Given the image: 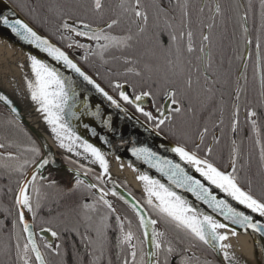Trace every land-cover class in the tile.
I'll return each instance as SVG.
<instances>
[{
	"label": "snow or ice",
	"instance_id": "obj_1",
	"mask_svg": "<svg viewBox=\"0 0 264 264\" xmlns=\"http://www.w3.org/2000/svg\"><path fill=\"white\" fill-rule=\"evenodd\" d=\"M119 11L111 10L112 15L105 20L103 17L106 14L104 0H66L65 3H58L50 5L47 12L51 14L57 21L55 25V32L60 34L61 40H68L70 37L64 35L65 32L74 35L75 37H83L87 41L95 42V49L90 44L79 43L73 40L68 44L71 48L75 45L76 48L84 49L88 55L103 53L112 48L121 50L131 49L136 43H139V38L144 36L149 31L150 20L152 21V28L159 29L161 22L164 24L165 30L169 35V52H171V45L176 44L175 61L169 59L168 64L173 69L183 70L182 57L186 51L188 54L196 51L193 43V31L191 29V13L189 11V4L187 0H175V6H172V0L168 4L164 0H153L152 4H148L145 0H119ZM211 23H201L200 31V56L197 60L201 63V71L204 75V91L213 92L214 86L220 82L219 75L217 79H211L208 74V69L213 65V57L210 52V46L213 43L211 35L212 30L217 27V17L221 18V23L224 24V34L221 39L225 38L227 33V26L235 18V23L238 31L233 33L232 39L238 41L236 59L240 62V70L237 74V88L233 97L234 111L232 113V131L235 134L238 128L239 115V99L241 91L244 90V85L240 81L247 83V69L249 61L253 62L254 77L258 80L260 86V95L264 97V0H259V12L254 9L252 0H248L247 6L242 0H234L233 3L227 6L222 5L216 0H213L208 5ZM179 10V24L180 30L177 34L176 21L177 16L173 13ZM199 11L204 12V6L200 7ZM92 15L102 20V25L97 24L93 26L85 17ZM258 15V22H257ZM47 23V20L45 21ZM122 23H127L129 27L123 35H113L112 30ZM0 24L7 26L12 33L17 35L21 40L34 45L41 52L46 53L53 60L62 63L66 68L71 69L79 77L83 79L88 85H91L96 93L100 94L110 106L126 113L121 105V101L125 104L133 105L135 111L142 114L145 120L151 125L146 128V131H152L156 135H160L164 127L172 124L177 117L182 116L185 111L191 113L193 109L189 106L185 109L182 100L178 99V90L172 86L174 81L168 76L164 77L163 84V98L169 101L167 105L156 103L160 91L153 92L151 90H141L136 93L135 86L132 85L133 93L130 95L123 89L125 84L110 82V87L118 92L119 99H115L109 95L107 91L99 83L96 82L90 75L86 74L81 67L77 65L70 58L69 54L61 50L49 39L39 35L32 27L24 23L20 19L10 20L8 17L0 16ZM136 31H132V27ZM163 32L160 33L162 35ZM152 38L159 42L157 34L153 32ZM186 38V48L181 49L178 40ZM86 60V57L84 58ZM29 68L31 71V78L25 77V83L28 93V98L37 106V111L43 114L44 122L49 126L54 139L58 142L59 148L64 149L68 153H74L76 156L87 154L93 158V163L98 162L102 172L96 177L97 180H102V177L108 172V163L105 159V154L95 147L92 143L81 138L70 127L67 122V117L79 119L77 112L72 109L77 107L78 93L74 87L73 81L69 77H65L55 67L38 59L36 56L29 55ZM134 61L125 58V64H134ZM24 67V65H20ZM144 70L151 72L150 65L145 64ZM126 71L134 72L136 76H141V71H136L132 67L126 68ZM171 87V90H169ZM186 87L192 88L191 76L186 80ZM182 95V93H179ZM151 97L153 100V107L155 114L152 111H146L139 102L145 98ZM0 101H2L13 118L7 121L10 128H19L16 123L17 108L12 101L3 94H0ZM83 115L96 117L101 121L105 128L111 130L112 121L101 117L100 108L97 105L95 111L89 110L87 98H84L81 109ZM257 117V112L249 108L247 110V119L251 125V129L256 133V143L260 145V165L264 169V143H262L261 130L258 128V121L253 119ZM223 121H221L222 123ZM84 128L96 135L95 129H90L87 123ZM22 130V129H21ZM208 129L205 127L200 134L199 143L195 144L194 150H188L186 145L177 144L174 147L167 149L175 153L181 161L190 165L195 173H198L201 179L190 175L180 163H174L170 159H166L157 155L150 147H135L131 149L132 155L137 160H141L153 167L161 173L168 181V185L161 183L158 179H153L147 174H140L137 179L143 182L144 192L146 198L144 204L150 211L144 210L140 203H132L131 209L138 218L139 228L142 229V236H137L131 230V222L128 221L127 230L125 221L127 217H122L117 213V209L113 204L106 199L109 192L98 188L97 184L90 183L84 185V181L80 178L79 172L74 176L73 182L70 186L62 187L55 179L45 177L42 169L50 164L47 155H41V148L37 146L34 140L30 141V147L25 151L31 153L30 159L20 160V157L12 152L0 154V167L11 168L15 173H18L20 179L17 182V189L13 198L12 210L5 209V219L0 220V230L5 226L7 216H12L11 220V238L15 240V251L18 261L22 264H53L51 260L46 259L47 256L60 257L59 264H70L67 259L69 255L72 256V264H103V259L108 248V229L110 228L109 216L115 214L116 227L118 235L116 237V247L120 251L116 253L117 259L120 258V252L126 251V255L122 260V264H160V255L163 251L165 253L163 264H169L168 257L176 252V248L171 241L165 239L166 232L158 231L157 226L164 224L174 229L177 233V240L179 243L188 241V247L184 248V253H188L191 249L196 247L197 242L209 246L213 250L222 253L223 259L228 261V264H238L236 257L230 253L231 245L226 243L229 239L228 234L222 233L220 230L228 229V225L214 219L212 215L201 212L188 202L183 196L178 194L174 188L183 189L191 193L197 201H202L213 212H218L225 220L232 224L240 225L243 228L251 229L254 232L264 234V223L259 220H254L251 215H246L242 211H238L231 206L226 200L218 199L213 193V188L218 189L226 197H230L239 205L249 209L252 213L258 214L259 217H264V198H257L251 191V180L248 182V190H245L240 183V176L238 168L239 151L235 146L236 141L233 140V148L231 149L228 164L225 170H222L209 157L213 153V146L209 144L204 150L203 156L199 154L201 145ZM28 135L26 132L24 133ZM105 141L103 136L99 137ZM214 142L219 141L218 137H213ZM107 142V141H105ZM4 143H0V149L5 148ZM83 150L82 152L80 150ZM39 157V159H36ZM8 162H15L11 165ZM32 170L27 171L29 166ZM131 166V165H130ZM243 167V166H242ZM230 169V170H227ZM87 175V171H85ZM46 181V183H44ZM81 185L88 189H96L100 195L98 203L102 204L107 209L106 214H100L96 203H81L77 205L81 212V220L83 221L84 231L80 230V223L69 224L67 220H61L60 230H57L59 225H53V218L48 219L41 217V224L47 225L40 228V234L50 235L53 243L45 238L43 244L44 252H41L37 245L35 236L37 233L33 231V223H30L26 213H30L32 221L34 222L40 212L44 210V202L48 200V192L46 189H53L60 197L56 201L59 206L63 197H70L74 195ZM11 192L12 190L9 189ZM112 196H117L118 193L113 190L110 193ZM128 204L129 201L123 196L119 197ZM65 207L72 209L71 203L66 204ZM49 214L52 212L48 208ZM153 214L155 218H153ZM58 216L65 214L58 213ZM19 229V233L17 232ZM231 236L237 233L234 229H228ZM64 233H68L67 244L65 243ZM182 234V237H181ZM75 237V238H73ZM76 239L81 242V247L76 246ZM23 240V244H21ZM135 241V242H134ZM149 245V248H145ZM69 248L72 249L70 254ZM81 248L83 251H81ZM3 254L11 257V247L5 244L3 247ZM34 257V260H33ZM130 257V259H129ZM109 264L111 261L109 260ZM181 264H200L199 258L193 255L188 260H182ZM207 264V262H205Z\"/></svg>",
	"mask_w": 264,
	"mask_h": 264
},
{
	"label": "flooded vegetation",
	"instance_id": "obj_2",
	"mask_svg": "<svg viewBox=\"0 0 264 264\" xmlns=\"http://www.w3.org/2000/svg\"><path fill=\"white\" fill-rule=\"evenodd\" d=\"M39 4L41 5L43 0H38ZM153 0H145L146 3L152 4ZM53 5L58 4V3H65L66 0H52ZM183 2V0H181ZM189 4V11L191 13V29L193 31V43H194V48L196 51H194L191 54H188L186 51L183 54L182 57V62H183V70L181 71L180 69H173L169 66L168 60L171 59L175 61L176 56H175V50H176V44L171 45V52H169V35L168 31L170 30H165L163 22L160 24V28H152V21L150 20V27L147 35L143 38L144 42L146 43L145 48H146V57L145 61L146 64L150 65L152 68L151 72L146 71V75L149 76L148 80L150 83H148L149 88H143L142 86L139 85H134L136 93L138 94L141 90H151L153 92H156L157 90L160 91V95L157 98L156 103L159 104H164L166 100L163 98V83H157V80L154 79V81L151 79V76H161V77H172L176 76L177 77V82L178 84L172 85L175 88H178L180 90H191V91H204V75L201 71V63L199 60H197V57L201 55L199 52V46H200V31H201V23H211V20L209 19L210 17V12L208 5L213 2V0H187ZM216 2L221 3L222 5L227 6L228 4H231L234 2V0H216ZM245 6H247L248 0H242ZM55 3V4H54ZM105 6L112 4L115 6L117 9L116 11H119L118 5H119V0H104ZM165 4L169 3V0H164ZM252 3L254 5L255 11L259 12V0H252ZM172 6H175V0H172ZM204 6V12L201 13L199 11L200 7ZM174 15L177 16V21H176V31L177 34L180 30V24H179V10L177 9L176 12L173 13ZM257 22H258V15H257ZM217 27H215L211 35L213 37V43L210 46V52L213 57V65L211 68L208 69V74L211 77V79H217V74L219 75V80L220 82L217 83L213 91H219L222 92L220 98L222 99V103L226 104V110L225 111H220L218 115L215 117V111L209 110L210 106L208 105H203V108L208 109V114H204V117L202 120H205V122H202L200 120V116L202 115L201 109H196L195 106H200L203 103H209L210 101H200L199 99L197 100H185L183 98V95L180 97H177L178 99L182 100V103L186 108L189 106L192 107L193 111L191 114L198 116L196 117V122L193 125V133L190 136L189 134L185 133V116L186 114L189 113L185 111V113L178 117L180 120L179 127L177 129V141H174L171 136L174 137L172 124L167 125L164 127L163 131L161 134L169 139L170 141L176 143V144H183L187 146L188 150H194L195 144L199 143L200 141V134L202 130L207 127L208 132L204 137L203 144L201 145V149L199 154L203 156L204 150L206 147L211 144L213 146V153L209 159H211L214 163L220 164L224 163L225 161L227 162L226 165L229 162L230 158V153L231 149L233 148V140L236 141V147L238 148L239 151V161H244V159L247 158V155L249 153V149L251 147L258 148L257 151L260 154V145L256 143L257 136L256 133L252 131L251 125L247 119V110L249 108L254 109L257 112V117H254L253 119H256L258 121V128L261 130L262 134V143H264V97H261L260 95V86L258 80L254 77V69H253V62L249 61V66L247 69V83L244 84V81H240V84L244 85V90L241 91L240 99L238 101L239 103V115H238V128L236 133L234 134L232 131V113L234 111L233 108V97L235 95V91L237 88V74L240 70V62L239 60L236 59L237 56V47H238V41L232 39L233 36V31L234 27L236 26L235 23V18H233L232 22L228 24L227 26V33L225 35L224 39H221V35L224 34V24L221 23V18L217 17ZM102 25V24H101ZM96 26V25H93ZM155 29V30H153ZM153 31H156L157 33V38L159 39L160 43H157L156 39L152 38ZM163 32L162 35L160 33ZM124 33H119L118 35H123ZM115 35V34H114ZM69 38V43H71L73 40L75 41H80L82 43L86 44H92L91 41L85 40L83 37H75L74 35L68 33ZM95 44V42H93ZM181 49L186 48V43L187 40L186 38L184 40H178L177 42ZM60 46V45H59ZM64 49V48H63ZM66 50L70 55L73 56L74 59L78 61V63L86 70L88 71L92 76H98L100 79L98 82H100L104 88L111 94L113 95L116 99H119L118 97V92L120 90H114L112 87H110V82L115 83H125L128 85L127 89H124L128 94L133 93V88L131 87L132 84H130L127 80L125 81L124 79L114 80L110 81L109 80H104L102 78V74L99 76L97 74V68L93 66L91 63L87 62L84 57L82 56L80 48H76L75 45L73 47L69 48L67 46ZM118 59H117V67L114 69V71L118 74H123V72H127L126 70L123 71V68L121 65L124 64V60L121 55L118 54ZM86 66H89L88 68ZM92 70V71H91ZM133 73V72H131ZM127 72V74H131ZM191 76L192 79V88L188 89L186 87V80L188 77ZM169 90H171V87H169ZM121 103L129 109L133 114H135L138 118L143 120L146 124L148 122L145 120V118L142 116V114L138 113L135 111V107L133 105H128L125 104L123 101ZM142 107L146 111H152L155 114V109L153 107V100L151 97H148L147 99H144L143 101L139 102ZM195 108V109H194ZM205 112V111H203ZM221 121H223L221 123ZM149 125V124H148ZM151 127V125H149ZM224 131L225 133V142H221V134ZM213 137H218L220 143L214 142ZM39 146V145H38ZM63 160V162L69 166L70 168L77 169L80 172L85 174V171H87V176L90 178V180L98 185V188H102L106 191L107 188L103 182V177L102 180H97L96 177L99 176L100 174L98 172H95V170L91 169L92 167L88 166H79L75 162L69 160L65 156L59 154ZM223 156H227V159L222 160ZM39 159V157L37 158ZM230 170V169H227ZM47 177L50 179H55L62 187H67L70 186L72 182L68 181V177L61 176L58 178H55V174H49ZM46 183V181L44 182ZM118 183L128 192L130 193L135 199H137L147 211H150V209L147 208V205L144 204L145 197L141 194L129 187L128 185L119 182ZM85 184V183H84ZM87 185V184H86ZM79 189H82L80 187ZM88 193L83 196H75L73 199L80 201L81 203H96L97 208L99 209V213L96 215L100 214H106L107 209L103 207L102 204L98 203V197L99 195L94 193L92 189L87 190ZM109 192V191H108ZM108 199L113 206L117 209V213L120 214L122 217H127V220L125 221V226L127 230V224L128 221L131 222V230L137 235V236H142L140 228L138 226L137 220L135 216L130 212V210L116 197L112 196L109 192V195L105 197ZM49 199V198H48ZM60 199L59 196H53L50 197V201L52 203L51 209L53 210V213L51 217L53 218V225H59L57 230H60V227L63 225L60 224V221L62 217H66V214L63 216H58L57 214L60 212H57L56 209L60 208L61 206H58L56 201ZM65 199V197H63ZM62 199V200H63ZM66 199H72V197H67ZM40 214V213H39ZM75 217L70 218L72 220V223H77L79 221L80 223V230L81 232L84 231L83 228V221L81 220L80 216L81 214L79 213H74L73 214ZM39 215L37 216L36 220L38 219ZM0 218H2L0 216ZM153 218H155L153 214ZM35 220V221H36ZM66 220V219H64ZM109 224L110 228L108 229V248L109 251L106 252L104 259H103V264H109V260L111 261V264H122V260L124 259L126 255V251H121L120 252V258L119 260L117 259L116 253L120 251L116 247V237L118 235V229L116 227V222H115V214H112L109 216ZM34 225V222H33ZM46 227L44 225H39ZM34 225V230L37 232L40 230L41 227ZM158 231H164L166 232V237L165 239L167 241H171L172 245L176 248V252L171 254L168 259H169V264H181L182 260H188L190 257L195 255V257L199 258L200 264H219L216 258L213 256L212 252L204 246L202 243L197 242L196 247L194 249H191L188 253H184L183 249L188 247V241L185 240L184 243H179L177 240V233L174 229L171 227H168L164 224H160L157 227ZM19 231V229H18ZM65 237V243L67 244L68 240V233L63 234ZM182 237V234H181ZM75 238V237H73ZM36 241L38 246L40 247L41 252H44L45 249L43 248L44 240L37 234L36 235ZM53 243L59 242V241H52ZM135 242V241H134ZM21 244H23V240H21ZM76 246L78 248L81 247V242L76 239ZM146 248V247H145ZM81 251L83 249L81 248ZM69 252L71 254L72 249L69 248ZM164 256L165 253L162 251L160 255V264H163L164 261ZM46 259L51 260L53 264H59L60 257H52V256H47ZM72 264V256L69 255L67 258ZM130 259V257H129ZM34 260V257H33ZM5 264H8L6 261ZM16 264H22V261H17Z\"/></svg>",
	"mask_w": 264,
	"mask_h": 264
},
{
	"label": "water",
	"instance_id": "obj_3",
	"mask_svg": "<svg viewBox=\"0 0 264 264\" xmlns=\"http://www.w3.org/2000/svg\"><path fill=\"white\" fill-rule=\"evenodd\" d=\"M0 16L8 17L10 20H14L17 18L22 20L24 23L32 27L33 30H35L39 35L49 39L50 43H53L57 47H60L61 50L69 54L56 42L37 30L8 0H0ZM12 55H16L20 59L21 62L19 63L26 65H29V55L36 56L43 62L49 64L52 67H55L65 77L71 78L76 92L78 93L77 107L72 109V111L77 112L79 116V119L70 116L67 117V122L69 123L71 129L77 135L81 136L82 139L87 140L89 143H92L95 147L100 149L104 154L124 165V167H126V169H128L130 172L134 173L137 176L140 174H147L151 178L158 179L161 181V183L168 185L167 179L163 177L161 173H159L155 168L150 167L143 161L137 160L136 157L132 155V148L150 147L153 151L157 152V155L162 156L166 159H170L174 163H180L181 166L185 168V170L190 175H194L196 178L201 179L202 182H204L203 178L200 177L198 173H195L194 169L190 165L185 164L175 153L167 150L170 147L176 146V143L170 141L162 134L156 135L152 131H146V128H150V126L143 120L138 118L135 114H133L121 102L120 103L122 107L126 109V113L111 107L109 102H107L100 94L96 93L91 85H88L71 69L66 68L62 63H58L57 61L53 60L46 53L41 52L34 45L21 40L17 35L12 33V31L7 26L0 24V70L3 71L0 72V94L6 95L12 101L13 105L18 110V113L16 114V122L35 139V141L41 148V155L48 156L50 164L42 169V173L45 177H47L49 174H55V178L65 176L68 177V181L73 182L75 174L79 172L80 178L84 181L85 184L93 183L90 178L84 173L67 166L63 162L59 154L65 156L75 163L81 165L84 164L88 167L90 166L92 167L91 169L95 170V172H98L99 174H101L102 169L96 167L92 163H89L87 160H83L79 156H76L74 153H68L64 149H55L53 147V143L58 144V142L53 141L54 136L51 135V133L46 132L43 127L38 126L44 122L43 114L37 111V106L28 98V94H25L26 92H24L23 86L20 85V82L17 79L14 80L8 76L5 77V82L1 80V73H3V75L5 76L6 71L10 69L8 67L9 63L7 59L13 58ZM69 56L75 63H77L79 67L82 68V70L86 72V74L90 75L94 80H96L97 83L101 85V87L104 88V86L100 82H98V80L94 76L86 71L78 63V61L73 58L72 55L69 54ZM19 77L24 78L23 76ZM127 88L128 85L125 84L124 89ZM105 91L107 90L105 89ZM109 95L111 94L109 93ZM85 97L87 98L89 110L95 111L96 106L98 105L100 108L101 117L110 119L112 121L111 130L105 128L101 121L96 117L83 115L81 113ZM168 103L169 101H165L164 105H167ZM0 106L3 107L13 118V114L10 113V110L2 101H0ZM85 123L89 125L90 129L96 130V135H92L90 131L84 128ZM101 136H103L105 138V141L107 142L102 141L99 138ZM31 170L32 166L28 171L30 172ZM118 181L124 183L122 180L113 177L109 173H106L103 177V182L107 190L110 193L113 190L118 193L116 197L135 216L139 226L138 218L132 211L131 204L140 202L135 199L130 193H128L118 183ZM128 186L140 193V191L136 190L131 185ZM92 190L94 193L100 195V193L96 189ZM174 190L185 199H187L190 204L199 209L201 212H205L209 215H215L221 221H224L225 224L229 225L231 229H234L236 231L237 234L233 236V238L237 246L239 256L244 264H264V253L261 249V245H264V234L254 232L251 229L243 228L240 225L232 224L230 221L225 220L223 216L219 215L218 212H213L212 209H210L202 201H197L191 193L179 188H174ZM213 193L217 196L218 199L226 200V202L235 207L238 211H242L246 215H251L254 220H259L261 223H264V217H259L258 214L252 213L249 209L244 208L243 205H239L235 201H232L230 197H226L218 189L213 188ZM120 196H123L126 200L129 201V203L125 204L124 201L119 198ZM140 205L144 208L141 203ZM144 210L146 209L144 208ZM26 215L29 222L33 223L31 214L26 213ZM33 231L35 232L34 225ZM140 231L142 234L143 230L140 229ZM35 233H37L44 241L45 238L49 241H53L50 235L40 234V230ZM204 246H206L212 252L213 256L216 258L219 264H225L222 256L217 250H213L207 245ZM145 247L147 249L149 248V245H145Z\"/></svg>",
	"mask_w": 264,
	"mask_h": 264
},
{
	"label": "trees",
	"instance_id": "obj_4",
	"mask_svg": "<svg viewBox=\"0 0 264 264\" xmlns=\"http://www.w3.org/2000/svg\"><path fill=\"white\" fill-rule=\"evenodd\" d=\"M25 18L28 20L37 30H39L41 33L52 39L54 42H56L58 45H60L62 48L66 49L68 44H69V39L68 40H61L60 39V34L55 32V25L59 22L53 17L51 14L47 12V9L49 8L50 5H53L52 0H43L42 4H39L38 0H8ZM153 2V1H152ZM55 4V3H54ZM106 8V14L103 17V19H107L108 16L112 15L113 9H117L115 6L112 4H109L105 6ZM85 19L92 23L93 25L97 24H102V20L98 17L88 15L85 17ZM47 20V23L45 22ZM129 27L127 23H122L120 26L114 28L112 30V34L118 35L119 33H125L126 29ZM155 30V29H153ZM132 31L135 32L136 29L133 26ZM238 31L237 27H234V31ZM156 33V31H153ZM157 34V33H156ZM64 35L68 36V33L65 32ZM147 35V33L139 38V43H136L135 46L131 49H117V48H112L103 53V56L96 54L93 52V54L88 55L84 49H80L82 56L85 58L86 61L91 63L93 66L97 68V74L100 76L102 74V78L104 80H109L114 81L117 79H124L125 81L127 80L130 84L132 85H139L142 86L143 88H149L148 83L149 76L146 75V71L144 70V65L146 64L145 61V53H146V48L145 45L146 43L144 42V37ZM79 43H82L80 41H77ZM95 46H91L93 49H95ZM118 54L121 55L123 59L129 58L134 61H138V63L134 64H124L121 65L123 68V71L126 70L128 67L134 68L136 71H141L142 75L141 76H136L135 73L127 74V72H123V74H118L114 71V69L117 67V59H118ZM87 68L89 66H86ZM92 71V70H91ZM97 80L100 79L97 75L94 76ZM174 81V85L178 84L177 82V77L172 76L169 77ZM151 79L154 81L157 80V83H163L164 77L161 76H151ZM178 90V97L181 96L182 93L183 98L185 100H200V101H210L209 103H203L199 107L195 106L196 109H201L202 115L200 116V120L203 119L204 114H208V109L203 108V105H208L210 106L209 110L215 111V117L216 115L219 114L220 111H225L226 110V104H223L222 99L220 98L222 92L219 91H213L211 93L209 92H202V91H191V90ZM192 108V107H191ZM194 108V109H195ZM187 109V108H186ZM205 111V112H203ZM187 116H185V133L189 134L190 136L193 133V125L196 122V117L191 113H187ZM12 117L9 115V113L0 106V143H4L6 145L5 148L0 149V154H6L8 152H12L20 157V160L23 161L24 159H30L31 158V153L25 151L28 147H30V141L29 137L31 140L35 139L26 131L24 130L17 122V124L20 126L19 128H10L7 125V121L11 120ZM202 122H205V120H202ZM180 120L178 117L176 118L175 121H173L172 126L175 131H173L174 137L171 136V138L174 141H177L176 135H177V129L179 127ZM22 129V130H21ZM27 133L28 135L26 136L24 133ZM225 133L224 131L221 134V142H225ZM36 142V141H35ZM220 143V142H218ZM37 144V142H36ZM38 146V144H37ZM39 147V146H38ZM258 148L251 147L249 149V153L247 155V158L244 159V161H239L238 163V168L240 169L239 171V176H240V183L241 186L245 189L248 190V182L249 179L251 180V191L252 194L257 197V198H264V169L261 168L260 165V154L257 151ZM38 158V157H37ZM36 158V159H37ZM227 159V156H223L222 160ZM4 161L0 160V163H3ZM11 165H15V162H8ZM226 161L220 164H216L218 167H220L222 170H225L226 166ZM79 166H84L81 164L76 163ZM243 166V167H242ZM31 167V165L28 167V169ZM27 169V171H28ZM20 179V176L18 173H15L11 170V168H4L0 167V220L5 219V209L12 210L13 208V198L15 191L17 189V182ZM86 185V184H84ZM84 185H81L82 189H79L74 195L70 196L72 199H65L62 200L59 206L60 208H57L56 211L60 213H65L66 217H62L61 220L66 219L69 224H73L72 220L70 218H74L75 216L73 215L74 213H79L81 214L82 210L77 207V205L80 204V201H77L73 199L75 196H83L88 193V188H86ZM9 189L12 191L10 192ZM48 192V198L53 196H58L55 190L53 189H46ZM46 200L44 202V210L40 212L39 217L36 221H34V225L39 226L43 225L41 224V217L48 219L52 213L49 214L48 208H51V201ZM71 203L72 209L69 210V208L65 207L66 204ZM81 217V215H79ZM11 220L12 216H7V219L5 220V226L2 230H0V264H5L7 261L8 264H16L17 263V257H16V251H15V240L11 238ZM47 226V225H44ZM43 227V226H39ZM17 232L19 233L18 229ZM5 244H8L11 247V257L9 259L8 256H5L3 254V247Z\"/></svg>",
	"mask_w": 264,
	"mask_h": 264
},
{
	"label": "bare ground",
	"instance_id": "obj_5",
	"mask_svg": "<svg viewBox=\"0 0 264 264\" xmlns=\"http://www.w3.org/2000/svg\"><path fill=\"white\" fill-rule=\"evenodd\" d=\"M12 57L13 58L7 59L8 63H9L8 67L10 69H8L6 71L5 76L3 75V73H1V80L3 82H5V77H7V76L14 79V80L17 79L20 82V85L23 86V90H24V92H26L25 94H28L27 88H26V83H25V77L27 76V77L31 78L30 68L26 64L19 63L21 61L16 55H12ZM20 65H25V66L22 68V67H20ZM0 72H3V71L0 70ZM18 75L23 76L24 78H21ZM38 126L43 127L46 130V132L51 133L49 126L45 122H43L42 124H40ZM51 135H53V134L51 133ZM53 141L57 142L55 139ZM53 147L55 149H61V148H59V145L56 143H53ZM80 151L82 152L83 150L81 149ZM79 157L82 158L83 160H87L89 163H92L96 167L100 168L99 163L98 162L93 163V158L90 156H87V154L80 155ZM105 159L107 160V163H108V172L107 173H109L113 177H116V178L122 180L124 183L131 185L132 187H134L136 190L140 191V193L146 197V194L144 192L143 182H141L137 179V175L130 172L128 169H126V167H124V165H122L119 162L115 161L114 159L110 158L106 154H105ZM210 215H212L214 219H217L220 222L224 223V221H221L215 215H213V214H210ZM228 229H231L229 225H228ZM228 229H222L220 231L224 234L229 235V239L226 241V243L231 245L230 253L236 257L238 264H244L242 262L240 256H239L237 246L234 242V238H233V236H231ZM261 249L264 253V245H261ZM219 253L223 258L222 253L221 252H219ZM223 261L225 264H228V261H226L224 259H223Z\"/></svg>",
	"mask_w": 264,
	"mask_h": 264
},
{
	"label": "rangeland",
	"instance_id": "obj_6",
	"mask_svg": "<svg viewBox=\"0 0 264 264\" xmlns=\"http://www.w3.org/2000/svg\"><path fill=\"white\" fill-rule=\"evenodd\" d=\"M91 43H92L91 46H94L95 45L92 41H91Z\"/></svg>",
	"mask_w": 264,
	"mask_h": 264
}]
</instances>
